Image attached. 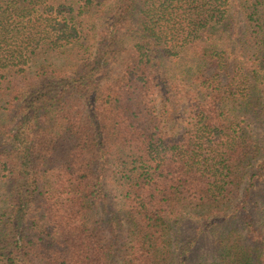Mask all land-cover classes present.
Listing matches in <instances>:
<instances>
[{"label": "trees", "instance_id": "16d2710c", "mask_svg": "<svg viewBox=\"0 0 264 264\" xmlns=\"http://www.w3.org/2000/svg\"><path fill=\"white\" fill-rule=\"evenodd\" d=\"M258 119L264 0H0V264H189L201 237L195 264H264V198L244 213L264 187ZM109 180L121 244L98 220Z\"/></svg>", "mask_w": 264, "mask_h": 264}, {"label": "rangeland", "instance_id": "374dc122", "mask_svg": "<svg viewBox=\"0 0 264 264\" xmlns=\"http://www.w3.org/2000/svg\"><path fill=\"white\" fill-rule=\"evenodd\" d=\"M126 43H131L130 40H127ZM188 56L185 57L186 60H190L189 57H191V54L189 52ZM186 53V54H187ZM127 55H123L121 57L125 58ZM180 60H172L170 62L166 63L167 70L173 74L176 72L173 76L177 75V68L180 66ZM115 72L119 73L118 66L115 67ZM171 95L168 96L170 99V103L168 104V109L172 108L171 112L168 111L166 114L170 113H177L173 115L175 117L179 113L181 114L183 111V98L185 96V91L182 90H176L173 88H169ZM160 108L162 107L159 104ZM162 110V108H161ZM6 123H9L8 127H12L14 125L13 121H11L10 117L6 120ZM178 129V124L175 122V127H173V131H176ZM255 129L257 130V133L261 136L264 135V123L258 119L255 121ZM171 130V129H170ZM7 149V146L5 143H3L0 140V155ZM1 159V157H0ZM261 179L256 180L253 183V186L250 188L251 190V196L247 200V211L244 213H255L256 208V200H261V198H264L262 183ZM13 188V180L11 179L10 175L5 171L1 165L0 162V230L3 228V223L5 220L2 219L3 213L7 211V206L9 202V196L11 194ZM120 187L118 185H115L112 181L109 180V182L105 185V193H106V205H105V211H103L99 216V222L101 228L104 230V234L106 236L103 237L105 240L108 238V233L106 231L111 232V235L114 237L113 243L118 242L119 244L123 243L124 241L129 238V230H130V222L127 215L125 214V210L122 206V196L121 191L119 190ZM260 197V198H259ZM258 210L261 211V206H258ZM258 211V212H260ZM243 213V214H244ZM255 215V214H254ZM43 222L50 226L52 229L51 223L49 222V218L45 214V217L43 219ZM178 236L175 238H179L178 242L186 241L189 238H191L195 233V224L191 220H185L181 223L179 226ZM214 244L207 238L201 237L196 244L194 251L189 256L190 261L189 264H195L196 261H199L200 259L206 260L213 252L214 250Z\"/></svg>", "mask_w": 264, "mask_h": 264}]
</instances>
